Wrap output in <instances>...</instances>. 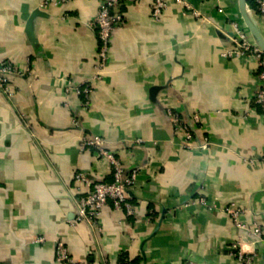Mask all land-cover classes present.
<instances>
[{
    "label": "crops",
    "instance_id": "0c3cea01",
    "mask_svg": "<svg viewBox=\"0 0 264 264\" xmlns=\"http://www.w3.org/2000/svg\"><path fill=\"white\" fill-rule=\"evenodd\" d=\"M41 1L0 0V62L25 73L11 79L12 96L0 90V264H61L58 240L85 264H120L124 256L131 264H244L233 243L255 254L247 264H264L258 68L254 59L223 55L231 21L242 23L238 0H187L199 17L167 0L158 21L152 0H121L124 20L86 108L81 94L64 88L91 78L100 0L45 8ZM247 7L264 37V18ZM167 110L191 124L193 143L210 144L185 148ZM84 135L103 138L125 168L138 169L128 191L133 214L106 206L101 233L72 223L74 174L112 179L105 159L80 150ZM231 203L245 211V228L223 210Z\"/></svg>",
    "mask_w": 264,
    "mask_h": 264
},
{
    "label": "built area",
    "instance_id": "2783aa9c",
    "mask_svg": "<svg viewBox=\"0 0 264 264\" xmlns=\"http://www.w3.org/2000/svg\"><path fill=\"white\" fill-rule=\"evenodd\" d=\"M67 1L68 0H42L39 6L45 8L51 4L59 5ZM120 1L121 0H100L98 13L94 19V23L98 30L99 45L96 51L91 78L82 81L78 85H72L71 82H67L64 88L67 93L74 92L75 94L82 95L83 102L80 103V106L83 108L89 105V99L93 92V83L103 78V71L108 63V53L113 33L115 29L123 23V15L118 10ZM173 1L182 6L184 14L189 12L195 17L201 16L200 12L192 7L187 0ZM253 2L258 14L264 18V0H253ZM167 7V0H152L150 11L153 20L158 21ZM230 26L231 31L228 36L230 47L223 50V55L244 59L249 58L256 61L258 68L256 75L258 85L255 92V102L264 111V52L252 41L247 30L238 19L232 20ZM24 74V71L14 67L10 62H0V90L8 96H12L13 92L9 87L11 79L15 76H22ZM167 114L175 130L183 134V145L185 148H205L210 144V142L205 139L199 145L193 143L192 133L190 131L191 124H187L185 120L181 119L170 110H167ZM191 118L192 123L197 124L200 121V115L198 114H194ZM74 123L77 125L76 122ZM136 142H141V140H137ZM104 144V139L99 136L88 137L84 135L80 139V150L82 152L88 149L94 150L98 158L105 159L111 171V181H101L81 171H77L74 174L77 198L75 215L72 223H85L92 228L93 233L102 232L99 219L103 209L108 205H111L116 211H124L126 215L133 214V205L129 200L128 191L134 186L138 175V169L125 168L116 153L108 150ZM201 202L203 204L205 203L203 199H201ZM209 208L212 209L211 206ZM223 210L230 215L236 226L240 228L246 227L241 219L242 214L245 212L243 209L231 203L225 206ZM251 232L256 241H261L262 229L259 226H253ZM36 241L41 242L43 239L38 238ZM231 248L234 250L236 259L241 263H250L254 258L255 254L250 255L245 253L240 243H233ZM54 259L57 263L61 264H85V262L73 258L69 254L65 243L61 240L55 242ZM184 264L200 263L188 260Z\"/></svg>",
    "mask_w": 264,
    "mask_h": 264
},
{
    "label": "water",
    "instance_id": "95a60500",
    "mask_svg": "<svg viewBox=\"0 0 264 264\" xmlns=\"http://www.w3.org/2000/svg\"><path fill=\"white\" fill-rule=\"evenodd\" d=\"M238 10L240 14V19L242 20L243 25L247 29L252 41L264 52V37L260 33L251 13L249 12L246 0H238ZM35 14H39V11L33 13V16L29 19L27 23L28 33H31L32 31L33 18ZM156 89L157 87H153L151 94H153Z\"/></svg>",
    "mask_w": 264,
    "mask_h": 264
},
{
    "label": "trees",
    "instance_id": "16d2710c",
    "mask_svg": "<svg viewBox=\"0 0 264 264\" xmlns=\"http://www.w3.org/2000/svg\"><path fill=\"white\" fill-rule=\"evenodd\" d=\"M247 4L251 9L255 8V4L251 0H247ZM120 264H131L128 260H126L125 256L120 259Z\"/></svg>",
    "mask_w": 264,
    "mask_h": 264
}]
</instances>
